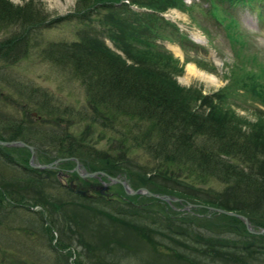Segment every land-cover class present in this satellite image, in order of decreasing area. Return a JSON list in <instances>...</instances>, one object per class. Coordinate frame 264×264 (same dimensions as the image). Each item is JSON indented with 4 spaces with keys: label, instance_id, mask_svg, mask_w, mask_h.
Instances as JSON below:
<instances>
[{
    "label": "trees",
    "instance_id": "1",
    "mask_svg": "<svg viewBox=\"0 0 264 264\" xmlns=\"http://www.w3.org/2000/svg\"><path fill=\"white\" fill-rule=\"evenodd\" d=\"M128 1L76 0L72 12L48 18L34 0L21 4L0 0V34L5 35L0 37V79L19 87L4 69L29 56L42 28L75 19L82 26L74 40L50 42L42 50L50 63L79 81L85 98L75 110L51 104L53 96L42 93L43 98L34 102L38 115L27 108L21 120L5 115L0 139L34 145L37 162L76 157L87 171H105L125 179L134 190L145 187L181 200L167 202L146 193L129 195L116 183L115 210L99 209L98 204L113 202L111 197L99 192L85 196L65 183L61 194L53 192L59 189V171L69 174L66 181L97 183L95 178L86 181L70 172L74 160L62 161L56 169H40L31 166L28 146L11 147L28 152L20 159L6 152L5 145L0 146L1 157L20 165L21 174L0 176V222L8 213L28 211L49 234L56 258L61 260L59 253L65 256L60 264H100L107 257L106 250L118 245L133 252L139 247L151 254L142 263L158 264L161 243L156 236L193 252L187 256L174 246L166 248L169 262L219 264V254H223L226 260L245 264L241 251L264 254V234L253 235L242 219L208 206L241 213L250 218L252 228H264V67L256 55H242L245 40L232 14L237 7L252 9L256 1L264 4V0H207V12L240 45L234 55L242 59L224 75L227 82L210 93L178 83L176 77L184 73V64L157 42H177L183 50L197 48L162 15L170 8L188 12L192 4L184 0ZM194 61L208 69L202 61ZM3 92L0 85V99ZM238 98L246 101L251 118L232 107ZM82 121L86 131L72 129ZM92 131L108 139L104 148L97 146L98 139L90 138ZM181 201L194 204L188 214L218 215L213 233L210 228V232L194 228L199 221L179 216L181 211L175 208ZM188 224H192L190 229ZM68 232L77 236L80 250ZM6 251L3 260L7 263L39 264L28 258H9Z\"/></svg>",
    "mask_w": 264,
    "mask_h": 264
},
{
    "label": "rangeland",
    "instance_id": "2",
    "mask_svg": "<svg viewBox=\"0 0 264 264\" xmlns=\"http://www.w3.org/2000/svg\"><path fill=\"white\" fill-rule=\"evenodd\" d=\"M13 1L15 3L21 4L29 0ZM34 1L37 3V5L41 6V9L46 15H48V18H53V16L56 15H67V13H70L74 10L75 4H77L76 0ZM184 1L189 5L192 4L191 9L188 12L184 13L177 9H173L167 13L168 19L174 20L178 27L185 32L187 37L197 45V48L188 47L186 50H183L184 54H181L182 56L180 57L181 62H185L187 58L190 60L194 58L195 60L205 63L208 69L198 66L193 59L194 62L190 64H192L195 67V70H197L199 73L195 75L190 74L188 72V66L186 65V68L183 71L184 73L178 75L176 79L178 80V83H181L186 87L193 86L196 88H201L205 93H210L212 91L215 92V90L219 89L225 84V82H227L224 75L229 71V68H231L230 66L235 61L237 64L242 63V59H238L234 55V51L239 49L240 45L232 41L233 39L227 35V32L225 31V28L222 26V24L207 12V9L209 8V2L207 0ZM132 7L134 8V6ZM232 14L234 17H237V32L240 33L243 37V40H245V45L240 48L242 55H256L258 61L261 62L264 67L263 1H256L252 9H248L247 6L237 7L236 9L232 10ZM79 26H82V24L73 19L42 28V30L38 31L39 38H37V44L35 45L36 48H32L29 56L25 59H22V61L12 64L4 69L5 74L8 75L10 79L15 77L16 82L20 83V85L16 88L14 83L6 82L3 77L2 78L4 80L0 79V85L2 86V91H4L3 97L0 99V113L2 114V116H0V123L2 125L4 124L2 123V120L4 121L6 119L5 115L12 118V120H21L26 116V113L24 112L25 108L30 109L35 113L37 110L35 108L34 102L41 100L43 98L42 93L46 92H49L50 95L53 96L52 99L54 101L51 102L53 105H69L75 110L76 108L78 109L83 106L85 103L83 86L79 83V81H77V79L71 77L70 73L62 71V68L50 63L48 57H45V53L42 50L44 48H48L47 46L50 42L74 40L77 36L76 31ZM3 36L5 35L0 34V37ZM106 42L110 46L113 45L108 41V39H106ZM157 42H161L164 46L170 47L168 41L158 40ZM172 50L178 52L175 47H173ZM182 59H184V61H182ZM209 67H213V69H210ZM34 88L36 91H33ZM25 104L27 105L25 106ZM245 106L246 101H244L242 98L236 99V102L232 104V107L236 110V112H238V114L246 116L247 118H251L252 111ZM36 115H38V111ZM85 126V121H82L76 126H73L72 129L77 131H86L84 130ZM90 138H92V140L98 139L97 141L99 142H97V146L100 147V149L106 146V141L108 140L105 137L100 139L98 132L93 131L90 133ZM11 147L12 146H6L5 150L9 154L14 155V157L17 156V158L22 159V157L28 155L26 150H20L17 152V150L15 151L14 148ZM20 162L23 161L21 160ZM19 166H15L12 163H7V161H5V159L0 155V176L3 175L11 178L17 173L21 174V169ZM66 179L60 177V183H58V186H56L59 189H53V192L61 194L64 183H67ZM116 183L117 182H113L109 184L110 192L115 193ZM110 201L113 202L106 201V204L101 203L97 206L99 209L114 211L115 209H113V205L114 203L117 204V202L115 201L113 194L111 195ZM191 206H194V204ZM38 209L40 208L38 207ZM175 209L181 211L179 216H183L185 221H189L187 219L199 221V223L197 225H193V227L204 232H210V230L211 232L214 231L213 229L216 228L215 226L220 220L218 215H206V218H204L202 213H200V215L193 213L195 216L191 213L188 214V210L191 212L194 210H191L190 205H186L183 201H181L179 207H176ZM34 218L35 217H33V215L28 211L19 209V211L15 213H8L7 218L0 222V264H12L9 262L7 263L5 259L3 260V252L5 250H8V252L6 251L5 254L9 256V258H28L35 260L39 264H58V261H64V259H66L64 258L65 256L60 253L59 256L61 260L58 259V256L56 258L58 253L54 252V248H52L49 243V234L45 233L39 223L36 224L34 222ZM209 220L213 222V224L208 226L206 221ZM205 223L207 228L204 227ZM179 224L186 225L185 222L181 223L180 221ZM191 225L192 224H188L187 227L190 229ZM93 227L94 225H92V228ZM67 234L72 237L73 246L75 245V248L77 246V250H80L82 247L77 245V236L70 232ZM89 238L94 242L96 240L95 236H91ZM156 238L161 243L159 246L160 251L158 253L160 254V257L158 259L155 258L158 264H186L183 260L181 263L172 261L169 262L167 253H165L164 250L171 246H174V248L179 253L187 254V256L192 255L193 253L187 248L184 249L183 247L177 246L176 243L163 236H156ZM244 239H248V237H244ZM112 249L113 250H110L109 247L106 250V253H108L107 257L103 256L101 261H99L100 264H112L114 262L117 264H145L142 263V260L148 256H151V254L141 250L139 247H137L136 251L134 252L128 250L130 251L128 255L126 254L128 251H125V248L120 245L115 246ZM241 252L243 253L241 256L247 260L245 264H264V254H260L259 251L250 250ZM222 255L223 254H219V264H227L225 261H227L228 264H241L238 263V261H233V259L226 260V258H224ZM151 258L153 259V257Z\"/></svg>",
    "mask_w": 264,
    "mask_h": 264
},
{
    "label": "water",
    "instance_id": "3",
    "mask_svg": "<svg viewBox=\"0 0 264 264\" xmlns=\"http://www.w3.org/2000/svg\"><path fill=\"white\" fill-rule=\"evenodd\" d=\"M34 115L37 114V111H35V113H33ZM22 145V146H28V148L31 150V157H30V164H32L31 166L33 167H36V168H40V169H43V168H56L57 165L59 164V162H62V161H66V160H74L76 162L75 166L73 167V169H71L70 171H75L76 173H78V175L81 177V178H91L94 177V178H97L98 181L101 183L98 190L100 193H102L103 195L107 196L108 194H110L108 191L109 189V184L110 183H113V182H118L122 185L124 191L127 193V194H131V195H134V194H148L150 196H153L155 198H158V199H164L166 201H177V200H180L179 198H173L171 197L170 195H167V194H157V193H153L151 190H148L147 188L145 187H139L137 189H132L130 188V186L127 184V181L123 180L122 178L118 177V176H111L109 174H107V172L105 171H102L101 170H97V171H87L85 169H83V167L81 166V162H79V160L76 158V157H60V158H57L55 159L54 161L52 162H48V163H39V162H36V153H35V146L34 145H30L29 143H27V141H23V140H12V141H6L5 140H2L0 139V145H6V146H11V145ZM58 177L60 175H67V174H64L62 172L58 173ZM102 177H105V179H102ZM68 186L72 189H75L76 192H78L79 194H83V195H89L90 193H88L87 190H84V189H80V188H76V184L73 183V181H69L68 183ZM190 206L192 204L188 203ZM209 209L211 210H215L219 213H223V214H226V215H230V216H234V217H237V218H240L242 219V221L244 222L245 224V227L247 228V230L251 233L254 234H262L264 233V228L263 229H260V230H255L253 228H251L250 224H249V218H247L246 216L240 214V213H237L235 211H228V210H225L224 208H217V207H208Z\"/></svg>",
    "mask_w": 264,
    "mask_h": 264
},
{
    "label": "flooded vegetation",
    "instance_id": "4",
    "mask_svg": "<svg viewBox=\"0 0 264 264\" xmlns=\"http://www.w3.org/2000/svg\"><path fill=\"white\" fill-rule=\"evenodd\" d=\"M67 177H68V174L64 178L66 179ZM100 184H101L100 182H98V183H94V182L91 183V182H89V184L82 185V183H78L77 182V186L79 188H81V189L84 188V189L88 190L91 193L90 196H92V195L94 196L95 194L98 193V191H99L98 188H99ZM108 191L110 192V190H108Z\"/></svg>",
    "mask_w": 264,
    "mask_h": 264
},
{
    "label": "bare ground",
    "instance_id": "5",
    "mask_svg": "<svg viewBox=\"0 0 264 264\" xmlns=\"http://www.w3.org/2000/svg\"><path fill=\"white\" fill-rule=\"evenodd\" d=\"M177 50H178V48H177ZM187 66H188V72L190 74H194L195 75V74L199 73L197 70H195V67L192 64H187Z\"/></svg>",
    "mask_w": 264,
    "mask_h": 264
}]
</instances>
